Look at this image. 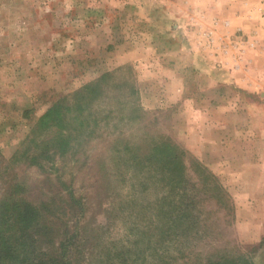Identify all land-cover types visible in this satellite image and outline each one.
Segmentation results:
<instances>
[{
  "label": "rangeland",
  "instance_id": "374dc122",
  "mask_svg": "<svg viewBox=\"0 0 264 264\" xmlns=\"http://www.w3.org/2000/svg\"><path fill=\"white\" fill-rule=\"evenodd\" d=\"M88 86L101 120L94 138L78 131L80 144L56 155L48 176L28 162L8 166L57 203L69 189L84 203L82 214L57 216L86 240L72 264H151L158 188L119 154L142 133L169 138L185 151V177L207 185L198 163L228 198L229 210L203 202L214 234L195 247L197 264L209 253L218 264H264V0H0L5 162L49 133L36 129L49 107L71 109ZM164 259L186 263L175 251Z\"/></svg>",
  "mask_w": 264,
  "mask_h": 264
},
{
  "label": "trees",
  "instance_id": "16d2710c",
  "mask_svg": "<svg viewBox=\"0 0 264 264\" xmlns=\"http://www.w3.org/2000/svg\"><path fill=\"white\" fill-rule=\"evenodd\" d=\"M107 77L103 78L104 82ZM93 90V86H88L79 91L71 109H66L62 102L49 107L36 124L37 130H49V133L39 142L31 138L28 145L32 144L33 148L24 147L9 162H5L0 153V264H72L84 252L80 248L85 246L86 240L81 244L76 230L70 232L69 219L61 222L57 217L68 213H72L74 217L82 214L85 209L82 200L75 198L69 189V198L62 201L61 197L60 203H57L54 197H48L44 193L43 186L30 188L23 178L9 176L8 166L10 168L13 163L20 165L28 162L30 166L38 167L48 176L50 171L46 166L53 162L54 157L67 155L68 148L74 147V144L71 145L72 141L75 145L80 144L81 141L76 135L78 131L84 129L83 136L86 133L94 138L101 120L99 111L92 108L97 98L95 93L92 97L89 96ZM131 95H135L133 90ZM120 105L121 103H116L117 110H122ZM69 110L71 116L68 115ZM131 113H134L132 119H137V122L144 115L140 103L134 98ZM48 134L53 135L46 137ZM145 138L149 144L145 143ZM119 152L121 157L129 161L130 166H135L138 173L147 174L158 188V198L153 205L157 224L154 228L151 226L153 233L148 248L151 264H170L164 257L172 251L177 252L183 260L186 259L185 264H197L200 252H195V247L200 241H206L214 234L209 223V213L202 207L203 202H217L230 209L228 198L213 180L214 176L203 167L201 170V166L195 163L192 165L194 173L206 174L209 180L205 182L207 185L195 184L185 177V151L180 150L167 137H162L161 140V137L155 138L148 133L138 134L135 143L126 141ZM164 181L167 186L161 187L157 183ZM165 202H168V207ZM61 205L68 206V210L73 208L77 211L65 213ZM58 222L64 228L63 233H59ZM207 255L209 256L205 264H218V261L211 258L212 253ZM225 264L251 262L243 256H235L229 257Z\"/></svg>",
  "mask_w": 264,
  "mask_h": 264
},
{
  "label": "crops",
  "instance_id": "0c3cea01",
  "mask_svg": "<svg viewBox=\"0 0 264 264\" xmlns=\"http://www.w3.org/2000/svg\"><path fill=\"white\" fill-rule=\"evenodd\" d=\"M231 24H234V21H233V22H231Z\"/></svg>",
  "mask_w": 264,
  "mask_h": 264
}]
</instances>
